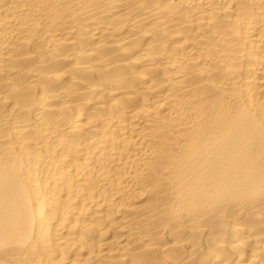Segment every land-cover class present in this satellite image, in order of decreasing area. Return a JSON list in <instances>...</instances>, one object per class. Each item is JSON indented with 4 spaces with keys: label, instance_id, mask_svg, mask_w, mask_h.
<instances>
[{
    "label": "bare ground",
    "instance_id": "obj_1",
    "mask_svg": "<svg viewBox=\"0 0 264 264\" xmlns=\"http://www.w3.org/2000/svg\"><path fill=\"white\" fill-rule=\"evenodd\" d=\"M0 264H264V0H0Z\"/></svg>",
    "mask_w": 264,
    "mask_h": 264
}]
</instances>
